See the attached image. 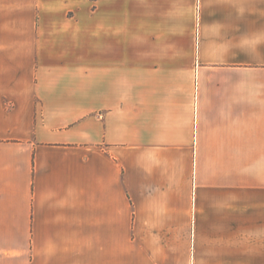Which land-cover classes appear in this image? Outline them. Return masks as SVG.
Listing matches in <instances>:
<instances>
[{
    "label": "crops",
    "instance_id": "crops-1",
    "mask_svg": "<svg viewBox=\"0 0 264 264\" xmlns=\"http://www.w3.org/2000/svg\"><path fill=\"white\" fill-rule=\"evenodd\" d=\"M0 264H264V0H0Z\"/></svg>",
    "mask_w": 264,
    "mask_h": 264
}]
</instances>
